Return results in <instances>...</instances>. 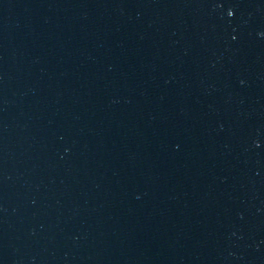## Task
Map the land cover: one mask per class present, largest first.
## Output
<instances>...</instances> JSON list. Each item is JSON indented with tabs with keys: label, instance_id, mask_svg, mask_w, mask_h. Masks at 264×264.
I'll use <instances>...</instances> for the list:
<instances>
[{
	"label": "water",
	"instance_id": "obj_1",
	"mask_svg": "<svg viewBox=\"0 0 264 264\" xmlns=\"http://www.w3.org/2000/svg\"><path fill=\"white\" fill-rule=\"evenodd\" d=\"M0 264H264V0H0Z\"/></svg>",
	"mask_w": 264,
	"mask_h": 264
}]
</instances>
